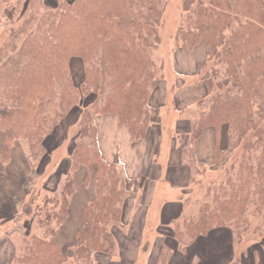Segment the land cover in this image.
<instances>
[{
  "label": "trees",
  "instance_id": "trees-1",
  "mask_svg": "<svg viewBox=\"0 0 264 264\" xmlns=\"http://www.w3.org/2000/svg\"><path fill=\"white\" fill-rule=\"evenodd\" d=\"M168 1L42 3V16L30 19L41 34L28 35L18 51L17 45L7 47L0 62V97L6 102L0 112V175L10 161L12 142L25 138L30 147L40 150L31 159L43 158L47 154L45 142L62 120L85 94L100 92L91 108L81 111L80 134L60 195L45 196L46 205L55 200L56 213L46 211L38 219L44 237L26 238L22 253L12 264H69L70 258L91 263L96 253L116 252L110 228L123 222L128 189L118 165L109 163L102 154L96 117L117 114L119 123L129 127L132 140L146 137L155 122L152 117L160 109L150 105L155 85L150 50L159 43L158 29ZM183 9L178 39L189 49L205 40L209 46L206 61L213 64L211 74L204 79L206 98L198 101L204 108L189 142L181 148L182 161L193 171L206 166L198 161L192 145L209 127L216 136L214 164L223 153L226 156L240 147L244 152L258 153L254 164L241 165L237 180L230 178L213 188L211 202L201 205L196 218L183 222L185 232L176 230V240L189 238L194 242L215 227L247 224L250 205L252 213L264 217V0H183ZM30 20L23 23V31L28 30ZM75 56L85 65L79 85L70 69ZM180 136L183 140L185 133ZM80 165L95 168L96 195L83 210L75 247L67 254L53 237L68 215L75 190L73 174ZM41 214L38 212V217ZM165 245L156 264L161 257L162 264L165 262Z\"/></svg>",
  "mask_w": 264,
  "mask_h": 264
},
{
  "label": "rangeland",
  "instance_id": "rangeland-1",
  "mask_svg": "<svg viewBox=\"0 0 264 264\" xmlns=\"http://www.w3.org/2000/svg\"><path fill=\"white\" fill-rule=\"evenodd\" d=\"M1 1H3V3H1ZM68 1L71 2L73 0ZM42 3H47L54 6L58 5L57 0H0V62L3 61V56L6 53V49L9 45L11 48L17 45L16 48L18 51L21 44L28 37V35L33 33L38 36L41 34L35 31V23H33L30 19L32 17H35V20H37L42 16V14L44 13ZM184 15L185 12L183 9V0L168 1L158 29L159 43L150 50V57L154 63L153 70L155 77V85L150 96V105L151 107L160 108L159 114L152 118L153 120H156L162 113L163 121H167V123L169 124L165 135V143L162 146V164H166V168L168 167V161L165 157L170 147L171 141L174 140L177 145L181 144V147L185 144V141L189 142L193 125L195 121H198V118L202 113V109L204 108L202 106L199 107L197 103L191 109L183 110L182 112L185 113V115H182L181 113V117L183 118V120L189 119V123L191 126L190 130H187L188 124L184 123L183 121V123L179 127V132L177 134H174V126L172 127V124H175V120L177 119V117H173V115L177 114L173 112V104L174 102L175 104L179 103L177 95L179 93H183L181 91L186 90L187 87H190L193 84H202L204 89H206L204 79L206 78V76L211 74L213 64L212 61H206L209 46L205 40L200 41L193 49H189L185 46L184 42L181 39H178L177 31L180 27ZM28 20H30L29 27L25 28L28 30L23 31V23ZM195 50L203 51V55L197 52V54L202 56V59L198 60V62L197 59H195V69L196 66L197 69L194 73H185L180 66L179 58H177L176 55H180V53H192ZM70 69L74 83L76 85L81 84L80 82L83 80L85 74V65L82 59L77 56L72 57L70 60ZM99 94V91L85 94L82 98V101H80L78 106L73 109H77V111H80V114L83 109H90L93 101L96 100V97ZM206 95L207 91L205 93V96L203 97L204 99L206 98ZM0 102H2V104H0L1 112L3 110V104H6V102L2 97H0ZM161 102L162 108L159 106V103ZM77 111L75 110V112L68 114L67 118L65 120H62V122L60 123L61 126L59 125L60 127H57L59 129L56 128L57 133H55L54 139L49 143V147L53 148L57 143L64 140V135H68L69 138L73 135H77L78 138L80 134V126L78 120L76 124H72L76 120ZM68 126L70 129L67 130L66 134V129ZM224 129L227 130V126H224ZM184 130L187 131L185 132ZM182 132H185V137L183 138V140H181L182 138L180 136ZM213 132L214 129L212 127L206 128L203 131V137L196 141V143H198L199 153L203 157L202 159L207 162V164H205L206 166L200 167L198 171H193V179L188 183L187 186L181 188L175 187V189L172 191L170 190L168 194L166 193L165 188H162V199L169 197L171 199H174L175 201H178L180 198V200H182V203L186 206L185 213L181 216V218H178L173 222V224H162V234H164L165 236L163 238H167L162 242V246L165 244L167 245L163 247V250L165 252L164 255H167L163 264H169L172 254H174L175 252L179 253L182 256V259L177 264H191L192 261L198 262L197 254L203 255V253L208 255L207 260L209 264H223L224 262H226V260L229 261L228 264H264V217L262 215L252 213V211L254 210V207L252 205H250L248 210V212L250 213L248 214L247 212L246 214L247 224L243 225L240 223L237 227H234V225L230 226L229 224H227V226H218L217 228L215 227L208 235L202 236L201 238H199L201 240L196 241L198 245L196 246V244H194L195 251L191 247L192 242L189 238H183L181 239L182 241H178L174 236L176 230L185 232V226L183 225V222L190 218H196L200 212V207L203 206L204 202H211L213 194H211V192L213 191L214 187H219L221 184L226 183V181L230 178L237 180L241 165L248 162L254 164L257 160L258 153L244 152V149L240 147L237 150H234L231 154H227L226 156L225 153H223L220 162L214 164L213 159L216 150L214 148V138H211V136H213ZM146 137L144 139H146ZM18 139L25 138L21 137ZM13 143L14 142H12V144ZM196 143H193L194 146L196 145ZM225 143L226 139H224L223 145ZM189 145L190 143H187L186 147L188 148ZM28 146V155L29 157L31 156V158L33 156H36L37 152L40 151L36 147H34V145L33 147H30L29 142ZM65 156L66 149L63 148L57 153L54 158L55 165L60 163ZM67 158L69 159V162L71 164V156H67ZM48 159V155H45L44 158L37 157L35 159H31L30 168L33 172V175L38 174L42 170L44 164L48 161ZM64 164L65 163H63V166ZM118 169L119 171H121L120 175L122 179L125 180L126 187L128 189V196L126 201L124 202V205L126 203V205L129 206H132V204L133 206L139 205L141 201V191H137L138 186H141L142 181L134 183L129 182L127 181V173L124 165H118ZM52 170L53 167L51 165L48 171H46L45 173L46 177ZM61 171L64 172V169H61ZM66 175L63 184L65 183ZM59 177H62V174L58 172V170H56L54 173L50 174V180L48 181V184L45 183V185L47 184V186L55 187L56 182L59 180ZM42 184L43 181L40 180L38 186L40 187ZM55 195L59 196L60 192H54L52 195H49L48 198L54 197ZM26 196L27 197H25L24 199V204H22V214L20 215V220L21 222H25V220L28 221V219H30L31 217V212L33 216L32 222H28L29 227H24L23 225V232L25 233L21 234L20 236L21 245L17 255L22 253L21 246L26 238H31L33 236L44 237V230L40 233L39 228L36 227L39 226L41 228L40 223H38V219L40 217L43 218V214H45L46 211L47 214L56 213L54 212L55 204L52 203L55 200L49 202V204L46 205L47 198L45 197V194L40 193L39 195H37L36 192H33V189H31L29 194ZM132 208L136 210L135 206L131 207L128 209L127 214L128 212H131ZM23 210L25 213H23ZM38 212L42 213L39 217ZM30 223L33 224H31V227ZM51 223L54 227H56V220L53 219ZM63 223L58 227L56 234L59 230H61ZM117 224L122 228V230L125 231V233L127 232L128 226H126L123 222L122 224ZM32 227H35L34 230H36L37 233L34 232ZM117 228L118 227H116V229ZM0 229H2V227ZM6 229L7 227H4L2 229V233H5ZM149 230L151 231V233H148V230H146V235L141 236L142 239L139 246L142 252L146 249L149 250V246L150 251L153 250L152 246L154 244L153 240L155 235V224L150 225ZM168 231L170 232L168 233ZM16 236H18V234H16L15 237ZM208 236L209 240L206 238ZM230 237L231 248L229 245ZM122 240L124 242L123 246H128V242H126L124 239ZM138 241H140L139 237ZM226 248H230V250L227 251ZM72 249H70L71 251H68V249H65L64 251L67 254L68 252L72 254ZM113 254H115V252ZM145 257L146 256L144 255L140 256L138 264H143ZM73 260L74 259L70 258L69 264L75 263V261ZM159 264H162V257Z\"/></svg>",
  "mask_w": 264,
  "mask_h": 264
},
{
  "label": "crops",
  "instance_id": "crops-1",
  "mask_svg": "<svg viewBox=\"0 0 264 264\" xmlns=\"http://www.w3.org/2000/svg\"><path fill=\"white\" fill-rule=\"evenodd\" d=\"M197 50L192 53H180V55H176L177 58H179L183 72L192 74L196 71L197 66L195 69V59H197L198 62V60L202 59L201 55H203V51ZM197 52L201 55L197 54ZM181 92L183 93L177 95L179 103L175 104L174 102L173 104V112L177 114L173 115V117H177L175 124H172V127L174 126V134L179 132V127L183 121L188 124L187 130H190L191 126L189 119L183 120L181 113L185 115V113L182 112L183 110L194 107L198 101L205 96L206 89H204L202 84H193ZM162 102L159 103L161 108ZM75 110L77 111V109H73L70 113L75 112ZM76 116V120L72 124H76L77 120L79 123L80 111H77ZM155 121L156 122L149 127L146 139L134 142L131 140L129 127L119 123L117 114L112 113L96 117L99 145L103 156L109 163H114L119 166H121V164L124 165L127 173V181L133 183L142 181L137 191H141V201L139 205H134L136 210L132 208L131 212H128V214L127 211L129 208L134 207L133 204L129 206L126 205V203L123 207V223L128 226L126 233L119 226H111L110 228L117 244L115 254L96 253L91 263L75 261L73 264H138L139 257L142 255L146 256L143 264H156L162 248V242L167 239L163 238L165 236L162 234V224H173L174 221L181 218L186 210V206L182 203L180 198L178 201L169 197L162 199V188H165L168 194V192L174 190L175 187L181 188L187 186L193 179V169L189 163L184 160L182 161L181 144L177 145L174 140L171 141L165 157L168 161V167L166 168V164H162V146L165 143V135L169 124L167 121H163L162 113ZM69 126L66 129V134L67 130L70 129ZM57 129L54 130L52 135L45 142V147L47 149L46 155H48L49 159L44 164L42 170L36 175H33L30 168L31 156L29 157L28 155V141L26 139H16L12 145L10 161L6 166L5 172L0 175V228L2 227L3 229L7 227L5 233H2V229H0V264H12L13 259L20 250V236L25 233L23 232V225L24 227H29L28 222H32V212L28 221L25 220V222H21L20 220L22 204H24V199L27 197L26 195L29 194L31 189H33V192H36L37 195L41 193L45 194V196L52 195L54 192H60L65 175L70 171L71 164L67 156H72V151L78 138L77 135H73L70 138L68 135H64V140L51 148L49 147V143L54 139ZM187 130L184 131L186 132ZM185 132H182V134ZM203 135L204 133H202L200 138L195 140L194 144L201 139ZM211 138H214L215 148L216 136L214 132ZM194 144L193 149L198 161L207 164L199 153L198 143H196L195 146ZM63 148L66 149V156L60 163L55 165L54 158ZM63 163H65L64 166ZM51 165L53 170L46 177L45 173ZM61 169H64V172H62ZM56 170L62 174V177H59L55 187L47 186L50 180V174L54 173ZM73 177L75 181V190L69 200L68 215L61 230H59L54 237V242L63 250L68 249V251H71L70 249L75 247L76 234L82 224L83 210L86 204L92 201L96 195L95 168L89 169L85 165H80L74 171ZM40 180L43 181V184L39 187ZM45 183L47 184L45 185ZM23 213H25L24 210ZM31 224L32 223H30V227ZM152 224H155L153 250L150 251L149 246V250L146 249L142 252L139 246L142 239L141 236L146 235V230H148V233H151L149 228ZM36 227L39 228L40 233L43 232L42 228L39 226ZM116 227L118 228L116 229ZM32 228L34 230L35 227ZM34 232L37 233L36 230H34ZM169 232L170 231H168V233ZM16 234H18V236L15 237ZM138 237L140 241H138ZM206 238L209 240V236ZM122 239L128 242L127 245L130 248L128 246H123L124 242ZM197 240L201 239L198 238ZM197 240L191 244L194 251V244H196V246L198 245L196 242ZM230 243L231 237L229 238V245ZM230 248H226L227 251H229ZM68 254L71 253L68 252ZM197 257L198 262L192 261L191 264H209L207 260L208 255L204 253L203 255L197 254ZM181 259L182 256L175 252L172 254L169 264H177ZM228 263L229 261L226 260L223 264Z\"/></svg>",
  "mask_w": 264,
  "mask_h": 264
}]
</instances>
